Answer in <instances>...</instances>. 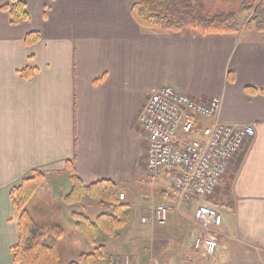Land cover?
<instances>
[{"label": "crops", "instance_id": "1", "mask_svg": "<svg viewBox=\"0 0 264 264\" xmlns=\"http://www.w3.org/2000/svg\"><path fill=\"white\" fill-rule=\"evenodd\" d=\"M18 1L29 20L13 26L1 9L10 0H0V264H13L17 243L10 192L33 172L44 173L46 185L50 177L70 179V164L87 187L113 182L124 194L120 204L129 224L152 215L160 203L179 208L172 193L177 175L153 177L147 170L148 139L138 121L149 96L163 86L196 100L219 97L221 122L253 128V139L233 157L214 194L199 202L223 219L213 257L232 264V257L243 255L263 264L264 33L146 30L131 15L132 0ZM29 34L38 36L32 45L25 44ZM26 69L34 71L29 80L20 75ZM39 191L26 210L41 228L51 224L80 237L73 225L80 215L94 222L112 212L96 198L84 206L53 192L40 205ZM102 206L107 210L92 215ZM196 206L174 208L184 225L179 222L174 231L183 227L186 236L188 229L198 235L192 221Z\"/></svg>", "mask_w": 264, "mask_h": 264}, {"label": "built area", "instance_id": "2", "mask_svg": "<svg viewBox=\"0 0 264 264\" xmlns=\"http://www.w3.org/2000/svg\"><path fill=\"white\" fill-rule=\"evenodd\" d=\"M221 106L219 97L196 100L163 86L149 96L138 119L148 139V172L153 177L175 173L172 193L177 204H197L192 214L198 231L193 251L202 258L217 253L223 219L215 208L199 201L214 194L233 157L254 137L249 125L221 122ZM119 200H124V194ZM169 210L168 203L157 204L141 223L164 226Z\"/></svg>", "mask_w": 264, "mask_h": 264}, {"label": "trees", "instance_id": "3", "mask_svg": "<svg viewBox=\"0 0 264 264\" xmlns=\"http://www.w3.org/2000/svg\"><path fill=\"white\" fill-rule=\"evenodd\" d=\"M206 0H136L131 5V15L134 21L146 30L165 31L174 35L192 33L198 36L240 35L242 29L238 14L235 12H220L207 15L204 5ZM8 15L10 25H18L29 20L26 7L18 0H10L1 7ZM241 13H249L250 20L246 26L253 27L258 33H264V0H256L253 6H248L245 0L241 3ZM38 40L36 34L25 38L26 45H32ZM34 71L26 69L20 73L26 80L31 79ZM250 94L257 91L247 88ZM72 181L69 202L81 201L84 194L92 193L99 200L111 205L112 212L99 215L94 222L84 216L78 217L74 227L86 237L87 243L93 247L88 254H79L77 260L68 264H107L111 261L105 246L97 245L94 237L99 232L109 238H118L127 219V208L120 204L119 190L113 182L100 181L93 186L83 185L75 174L73 167L66 168ZM46 175L33 172L29 177L10 192L13 209L17 212V243L11 248L13 264H60L61 252L58 235L52 236L51 231L37 226L31 219L26 205L45 183ZM59 232V231H58Z\"/></svg>", "mask_w": 264, "mask_h": 264}, {"label": "rangeland", "instance_id": "4", "mask_svg": "<svg viewBox=\"0 0 264 264\" xmlns=\"http://www.w3.org/2000/svg\"><path fill=\"white\" fill-rule=\"evenodd\" d=\"M135 1L132 0L133 3ZM245 1L248 6H253L256 0ZM241 3L242 0L204 1L207 15H214L220 12H235L238 14L239 23L244 31L251 28L254 29L252 26L249 28L246 26L250 20V14L241 13ZM68 178L67 176L50 177L46 182L50 183V181H54L53 187H49L47 183L39 188L40 191L36 200H38L40 205H42L40 200L45 199V201H48L53 193L55 197L59 198H64L66 194L68 195L71 191L69 188V193H66L70 184V179ZM52 197L55 198L53 195ZM94 198L99 200L98 196L87 193L83 195V198L78 203H83L84 206L88 203L95 204L94 202L97 200H94ZM101 204L104 203L101 202ZM182 205L184 203L179 208H176L174 205L173 208L170 207L168 221L164 226L143 225L140 221L136 223L130 222V224L129 222H125V226L121 229V235L118 238H109L99 232L94 239L97 245L105 246L111 255V261L107 264H228V261L223 260V257L217 258L216 256H212L202 258L192 251V244L196 235L193 229H188L189 233L187 236L183 232V227L180 231H174V226H177L179 222L183 225L179 217L180 214L175 213L174 209L180 210ZM105 209L107 210V207H99L97 210H93L92 215L95 212L101 213L106 211ZM150 216V214L144 215L142 218H150ZM128 225L130 226L128 227ZM44 229L47 232L51 231L50 234L52 236L56 237V235H60V238H58L61 252L60 264L70 263L71 258L75 254H88L93 251V247L87 243V239L83 235L80 237L74 236V232L72 231L63 233L51 224H45ZM231 260L232 264H257L254 260H245L243 255H235Z\"/></svg>", "mask_w": 264, "mask_h": 264}]
</instances>
